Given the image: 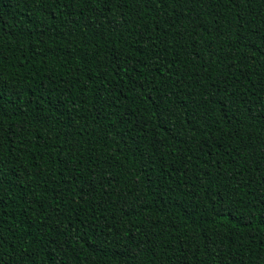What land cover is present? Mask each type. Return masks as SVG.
Returning <instances> with one entry per match:
<instances>
[{
    "label": "trees",
    "instance_id": "16d2710c",
    "mask_svg": "<svg viewBox=\"0 0 264 264\" xmlns=\"http://www.w3.org/2000/svg\"><path fill=\"white\" fill-rule=\"evenodd\" d=\"M0 264H264V0H0Z\"/></svg>",
    "mask_w": 264,
    "mask_h": 264
}]
</instances>
